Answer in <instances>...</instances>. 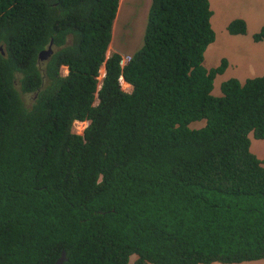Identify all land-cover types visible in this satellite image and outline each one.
<instances>
[{
    "label": "trees",
    "instance_id": "trees-1",
    "mask_svg": "<svg viewBox=\"0 0 264 264\" xmlns=\"http://www.w3.org/2000/svg\"><path fill=\"white\" fill-rule=\"evenodd\" d=\"M119 4L0 0V264L263 259L264 160L250 136L264 138V75L213 93L229 60L204 65L210 0H152L122 66L108 56ZM228 31L246 34V20Z\"/></svg>",
    "mask_w": 264,
    "mask_h": 264
},
{
    "label": "rangeland",
    "instance_id": "rangeland-1",
    "mask_svg": "<svg viewBox=\"0 0 264 264\" xmlns=\"http://www.w3.org/2000/svg\"><path fill=\"white\" fill-rule=\"evenodd\" d=\"M151 2L152 0H120L109 55L117 52L128 58L143 45ZM210 3L214 11L212 26L216 39L208 46L204 65L212 68L218 66L223 58L229 60L225 73L217 75L214 81L213 93L221 95L222 83L230 78H238L244 82L248 78L264 75V39L254 40L255 33L264 26V0H210ZM235 18L246 20V34L233 35L228 31V24ZM63 73L67 74L68 69L63 68ZM104 75L103 67L100 80ZM122 87L127 91L132 89L126 82L122 83ZM87 124L88 122L76 123V126ZM250 137L252 151L264 160V138L258 139L253 134ZM135 259L136 256L133 255L128 264H134ZM234 264H264V259Z\"/></svg>",
    "mask_w": 264,
    "mask_h": 264
},
{
    "label": "clouds",
    "instance_id": "clouds-1",
    "mask_svg": "<svg viewBox=\"0 0 264 264\" xmlns=\"http://www.w3.org/2000/svg\"><path fill=\"white\" fill-rule=\"evenodd\" d=\"M152 3V2H151ZM112 41V40H111ZM111 44V43H110ZM110 47V46H109ZM115 53V52H114ZM113 54V53H112ZM111 55V54H110ZM109 55V50H108V56H110ZM131 60V56H129L128 58H124L123 57V59H122V61H121V65L122 66H124L127 62H129ZM104 67V69H105V75H106V68H105V66H103ZM102 67V68H103ZM63 68H66V69H68V73H69V68L67 67V66H65V67H63ZM63 68H62V73H63ZM102 68L100 69V73H101V70H102ZM67 73V74H68ZM64 74V73H63ZM67 74H64V75H67ZM105 75L103 76V78H102V80H100V75H99V81H100V83L102 82L103 83V79L105 78ZM120 82H121V85H122V83L123 82H126L125 81V79L123 78V77H121L120 78ZM126 83H128V82H126ZM129 84V83H128ZM132 87V86H131ZM123 88V87H122ZM125 90V89H124ZM127 91V90H126ZM129 91H131V90H129ZM83 122H87V121H76L75 122V124H74V128H73V130H74V132H76V133H78V134H83V132H84V129H85V127L88 125H85V126H76V123H83ZM259 139V138H258ZM264 259V258H263ZM259 260H261V259H259ZM254 261V260H253ZM247 262H249V261H247ZM215 263V262H214ZM212 264V263H211Z\"/></svg>",
    "mask_w": 264,
    "mask_h": 264
},
{
    "label": "water",
    "instance_id": "water-1",
    "mask_svg": "<svg viewBox=\"0 0 264 264\" xmlns=\"http://www.w3.org/2000/svg\"><path fill=\"white\" fill-rule=\"evenodd\" d=\"M55 52L54 50V46H53V41H51V44L48 46L47 49L45 50H42L39 54V59L42 60V61H46L48 60L52 55L53 53ZM66 254L63 253L62 257L57 261L56 264H64L65 260H66Z\"/></svg>",
    "mask_w": 264,
    "mask_h": 264
}]
</instances>
